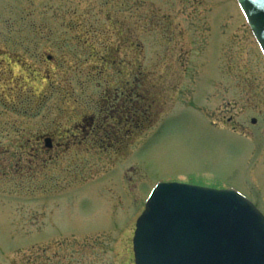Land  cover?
Returning <instances> with one entry per match:
<instances>
[{
	"label": "rangeland",
	"instance_id": "374dc122",
	"mask_svg": "<svg viewBox=\"0 0 264 264\" xmlns=\"http://www.w3.org/2000/svg\"><path fill=\"white\" fill-rule=\"evenodd\" d=\"M134 81L151 119L120 147L78 143ZM169 181L264 213V57L237 0H0V264H135Z\"/></svg>",
	"mask_w": 264,
	"mask_h": 264
},
{
	"label": "water",
	"instance_id": "95a60500",
	"mask_svg": "<svg viewBox=\"0 0 264 264\" xmlns=\"http://www.w3.org/2000/svg\"><path fill=\"white\" fill-rule=\"evenodd\" d=\"M237 1L264 54V0ZM133 249L135 264H264V215L233 189L160 182Z\"/></svg>",
	"mask_w": 264,
	"mask_h": 264
},
{
	"label": "flooded vegetation",
	"instance_id": "af4514ba",
	"mask_svg": "<svg viewBox=\"0 0 264 264\" xmlns=\"http://www.w3.org/2000/svg\"><path fill=\"white\" fill-rule=\"evenodd\" d=\"M138 83L134 81V85H132L131 88H128V86H129L128 85L125 88L126 89L125 91H120V92L118 90L115 91L114 92L115 98L112 99V101H110V103H112L111 107H109L110 104H109V102L107 103V100H105V104L103 106L102 105L100 106L98 104L97 109H96L97 113H95V115L92 116V118L90 119V121L87 124L81 125L79 127L80 129L78 128V130L81 132V133H79V135H81L80 136L81 138H80L78 143L83 144L85 141L88 140L87 136H89L92 131H96V129L99 130V128H101V130L104 129L105 133L110 134L109 135L110 139H114L115 137L116 138L120 137V138H125L127 140L129 138V134H131L133 132L132 131L133 130L132 123L137 120L136 117H138V121H136L137 123L139 122V120H141L139 118L149 119L151 112H148V109H147L148 103H145L146 107L143 104L144 100H146V102L148 100L146 98L145 99L143 98V96L141 95V92L139 90L138 91L136 90V88L138 87V85H136V84H138ZM135 92H137V95L135 94ZM136 96H138V99H140V100L135 102L134 97H136ZM148 107L150 109V106H148ZM101 121L111 122V123L108 124L107 126H105L103 124L101 126H99L98 124L102 123ZM121 121H124V123ZM116 122H118L120 125L115 126L114 123H116ZM98 134L100 135L99 137L103 136V134H101V131L98 132ZM79 135L74 133L73 137L76 138ZM47 138L50 139L52 146L50 148H45V149H46L47 153H50L51 150L55 149L54 144H56L53 135L52 136L51 135L39 136L38 142L43 144L42 143V140H43L44 145H45V141ZM100 141L101 140H99V139L97 141H95L96 143H94V141H91V144H92L91 147L94 148L95 146L100 144L101 150H106L108 148H115L112 146V144H111V146L109 145L110 143L107 144L106 141H101V142ZM94 144H96V145H94ZM59 145H61V144H58V146ZM104 145H105V148H102ZM48 158L49 159H47V160H51L53 158V156L49 155Z\"/></svg>",
	"mask_w": 264,
	"mask_h": 264
},
{
	"label": "trees",
	"instance_id": "16d2710c",
	"mask_svg": "<svg viewBox=\"0 0 264 264\" xmlns=\"http://www.w3.org/2000/svg\"><path fill=\"white\" fill-rule=\"evenodd\" d=\"M137 90V89H136ZM135 94L137 95V92H135ZM115 93L113 92L111 95H108L106 98V100H107V103L109 102V107H111V104L112 103H110V101H112V99H114L115 98ZM141 98V97H140ZM134 99H135V102L136 101H138V100H140V99H138V96H136V97H134ZM106 103V104H107ZM93 115H95V113L93 114ZM137 118V120L136 121H138V117H136ZM139 119H141V120H139V122L137 123L136 121H134L133 123H132V125H133V132L135 131V129H139V127H140V124H143V120H148V119H144V118H139ZM102 123H100V124H98L99 126H101L102 124L103 125H105V126H107L108 124H110L111 122H103V121H101ZM121 122H123L124 123V121H121ZM147 122V121H146ZM114 125L115 126H118V125H120L118 122H116V123H114ZM101 131V134H103V136L102 137H99L100 135L98 134V132H100ZM132 132V133H133ZM131 133V134H132ZM106 136H105V135ZM131 134H129V136L131 135ZM89 135V134H88ZM110 134H108V133H105L104 132V129H102L101 130V128H99V130L98 129H96V131H92L91 133H90V135L89 136H87V139L89 140H91V141H94V143H96L95 141H97L98 139L99 140H101V141H106L107 142V144H109L110 146H111V144H112V146L113 147H115V146H120L124 141H125V138H114V139H110L109 136ZM92 138V139H91ZM89 140V141H90ZM94 145H96V144H94ZM105 147V145L102 147V148H104Z\"/></svg>",
	"mask_w": 264,
	"mask_h": 264
}]
</instances>
